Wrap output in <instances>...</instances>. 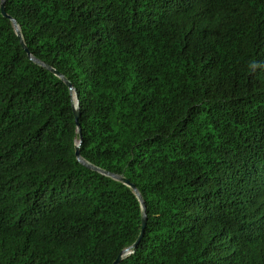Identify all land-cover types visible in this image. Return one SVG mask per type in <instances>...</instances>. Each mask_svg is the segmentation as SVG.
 Segmentation results:
<instances>
[{
	"label": "trees",
	"instance_id": "obj_1",
	"mask_svg": "<svg viewBox=\"0 0 264 264\" xmlns=\"http://www.w3.org/2000/svg\"><path fill=\"white\" fill-rule=\"evenodd\" d=\"M4 3L0 264H264V0Z\"/></svg>",
	"mask_w": 264,
	"mask_h": 264
},
{
	"label": "water",
	"instance_id": "obj_2",
	"mask_svg": "<svg viewBox=\"0 0 264 264\" xmlns=\"http://www.w3.org/2000/svg\"><path fill=\"white\" fill-rule=\"evenodd\" d=\"M0 10H1V13L4 15V16H7L11 19L14 27H15V31H16V34L17 36L19 37V40H20V44L22 45L23 49L27 52V54L29 55V57L34 60L35 62L39 63V64H42L44 65L45 67L49 68L50 70H52L54 72V74H56L57 76H59L60 78H62V80L68 85L69 87V90L71 91L72 90V84L70 82L67 81V79L61 74L59 73L57 70L51 68L49 65L41 62L40 60L34 58L33 56H31L26 44L24 43L23 39H22V36H21V33H20V30L16 24V20L14 18H12L10 15H8L5 11V3H4V0H1L0 2ZM75 97H76V94H75ZM74 116H75V121H76V125H77V130L80 134V126H79V123H78V110L76 108H74ZM81 137V135H80ZM79 144H80V138H79V141H78V144L76 145V148H75V155L77 157V159L84 163L85 165L89 166L90 168H93L95 170H98L100 172H102L103 174H106L108 176H111L113 177L114 179L116 180H119V181H122L124 184L128 185L134 192L135 194L137 195L139 201H140V205L143 209V212H142V217H141V229H140V232H139V235L137 237V239L135 240V242L130 246V247H127L125 248L124 250H122V252L119 254V256L117 257V259L113 262V264H118L119 261L121 260L122 256L127 254V252L131 249V248H135L139 241L141 240L142 236H143V232H144V228H145V225H146V214H145V205H144V201H143V198L141 196V194L139 193V191L137 190L135 184L133 183H130L129 180L121 175H118V174H114V173H110L108 171H104L98 167H95L94 165L84 161L80 155H79Z\"/></svg>",
	"mask_w": 264,
	"mask_h": 264
}]
</instances>
